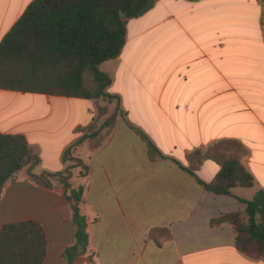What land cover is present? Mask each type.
<instances>
[{
	"label": "crops",
	"instance_id": "1",
	"mask_svg": "<svg viewBox=\"0 0 264 264\" xmlns=\"http://www.w3.org/2000/svg\"><path fill=\"white\" fill-rule=\"evenodd\" d=\"M32 1L0 0V42ZM99 68L126 117L72 150L87 167L70 179L83 190L88 235L74 264H264L236 248L231 225H210L264 190V0H156L127 22L119 56ZM102 104L0 90V132L26 137L39 161L35 175H56L70 166L63 151L86 134ZM134 128L162 158H149ZM224 140L247 149L241 162L253 186L216 195L198 180L210 182L218 165L206 160L193 175L185 156ZM27 169L3 190L0 229L37 221L47 241L43 264H66L75 230L62 186L57 178L50 188L36 184ZM154 230L171 237L158 233V245Z\"/></svg>",
	"mask_w": 264,
	"mask_h": 264
},
{
	"label": "trees",
	"instance_id": "2",
	"mask_svg": "<svg viewBox=\"0 0 264 264\" xmlns=\"http://www.w3.org/2000/svg\"><path fill=\"white\" fill-rule=\"evenodd\" d=\"M156 0H33L18 21L0 42V90L22 94H39L83 100L115 102L116 109L103 123L111 128L116 117H126L120 100L106 90L110 77L101 71V63L117 58L125 43V27L129 20L150 11ZM146 143L149 158H162L155 145L139 129L134 128ZM78 128L76 132H83ZM83 134L63 151V162L70 163L56 175L32 171L38 158L32 155L22 134L0 132V198L6 184L27 167L30 180L52 187L51 179L60 182L64 198L70 208V223L75 242L66 247V264H74L86 252L88 235L86 219L79 204L82 187L70 183L72 170L86 176L87 167L73 155L72 150L84 140L96 137ZM247 149L236 140L213 142L205 148L187 153L185 158L194 171L206 160L218 165L219 171L208 183L200 186L216 195H229L233 188H251L253 178L242 164ZM231 225L236 248L249 258L264 257V190L257 191L246 202L242 212L213 219L210 225ZM168 230H154L150 237L159 245L156 235ZM47 250L44 229L34 220L14 222L0 229V264H43Z\"/></svg>",
	"mask_w": 264,
	"mask_h": 264
},
{
	"label": "rangeland",
	"instance_id": "3",
	"mask_svg": "<svg viewBox=\"0 0 264 264\" xmlns=\"http://www.w3.org/2000/svg\"><path fill=\"white\" fill-rule=\"evenodd\" d=\"M100 101L103 103L102 105H104V108L97 111V117H96L95 121L92 123V126L90 127V129L85 130L87 135H91L97 131L100 133L101 131L107 129V128H105V129L102 128V125L108 119V117L111 116L110 111L108 109V104L115 105V109H116L115 102L110 103V102H106V101H102V100H100Z\"/></svg>",
	"mask_w": 264,
	"mask_h": 264
}]
</instances>
